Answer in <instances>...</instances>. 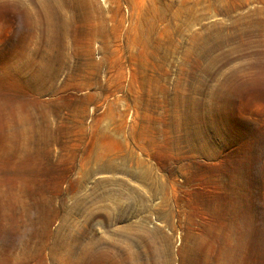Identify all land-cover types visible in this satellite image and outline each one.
Wrapping results in <instances>:
<instances>
[{"label": "rangeland", "instance_id": "obj_1", "mask_svg": "<svg viewBox=\"0 0 264 264\" xmlns=\"http://www.w3.org/2000/svg\"><path fill=\"white\" fill-rule=\"evenodd\" d=\"M0 264H264V0H0Z\"/></svg>", "mask_w": 264, "mask_h": 264}]
</instances>
